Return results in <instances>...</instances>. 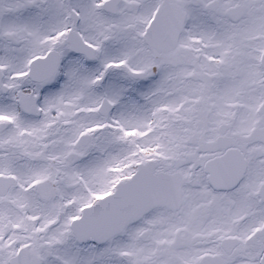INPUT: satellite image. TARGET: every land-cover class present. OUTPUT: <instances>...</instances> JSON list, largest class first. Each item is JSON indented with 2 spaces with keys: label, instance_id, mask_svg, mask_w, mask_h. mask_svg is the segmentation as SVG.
Listing matches in <instances>:
<instances>
[{
  "label": "snow or ice",
  "instance_id": "6c2138e0",
  "mask_svg": "<svg viewBox=\"0 0 264 264\" xmlns=\"http://www.w3.org/2000/svg\"><path fill=\"white\" fill-rule=\"evenodd\" d=\"M0 264H264V0H0Z\"/></svg>",
  "mask_w": 264,
  "mask_h": 264
}]
</instances>
